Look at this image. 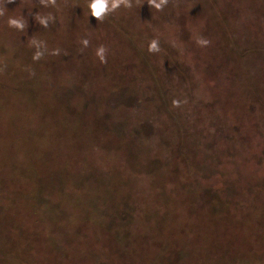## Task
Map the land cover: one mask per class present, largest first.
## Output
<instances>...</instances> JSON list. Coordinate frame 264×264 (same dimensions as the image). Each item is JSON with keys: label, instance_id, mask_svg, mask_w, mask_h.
Wrapping results in <instances>:
<instances>
[{"label": "rangeland", "instance_id": "obj_1", "mask_svg": "<svg viewBox=\"0 0 264 264\" xmlns=\"http://www.w3.org/2000/svg\"><path fill=\"white\" fill-rule=\"evenodd\" d=\"M140 2L0 5V264H264V0Z\"/></svg>", "mask_w": 264, "mask_h": 264}, {"label": "clouds", "instance_id": "obj_2", "mask_svg": "<svg viewBox=\"0 0 264 264\" xmlns=\"http://www.w3.org/2000/svg\"><path fill=\"white\" fill-rule=\"evenodd\" d=\"M16 0H7V3H15ZM40 4L44 7H56L57 6V0H39ZM169 0H147V4L150 6V9L155 8L157 11H162L163 8L168 4ZM4 3V0H0V5ZM136 5L140 6L142 8L143 4H141L140 0H136ZM124 7L126 9H132L133 7V0H89V3L87 5L88 9L90 10L91 17H94L98 22H103L109 15L115 13L118 11L121 7ZM5 9L4 7H0V17L4 16ZM36 21L43 26L44 28H48L49 22L55 20V18L49 14L47 16H41L37 14L35 16ZM8 26L11 28H15L18 30L23 31L26 27L25 20L21 18H13L10 17L7 21ZM80 43L86 48L89 46V40L83 39L80 41ZM199 44L206 45L208 41L206 40H199ZM32 44L37 47V51L34 54L33 59L38 61L41 58H43L45 52L47 51V48L42 45L41 42H37L36 40H32ZM43 47V51L41 48ZM148 51L150 53H159L161 51V48L159 46V41L157 39H153L150 44ZM107 52L108 49L101 45L96 49V56L99 58V60L102 63L107 62ZM53 55L59 54V49L55 50ZM0 71H3V69H0ZM174 104L178 105V101H174Z\"/></svg>", "mask_w": 264, "mask_h": 264}]
</instances>
